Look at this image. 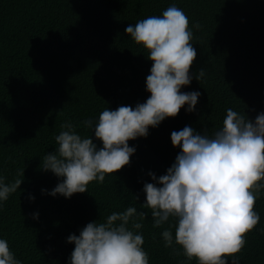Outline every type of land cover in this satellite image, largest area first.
Listing matches in <instances>:
<instances>
[{
  "label": "trees",
  "instance_id": "16d2710c",
  "mask_svg": "<svg viewBox=\"0 0 264 264\" xmlns=\"http://www.w3.org/2000/svg\"><path fill=\"white\" fill-rule=\"evenodd\" d=\"M173 4L193 32L192 80L180 91L201 94L195 111L185 104L175 117L149 127L146 137L129 140L136 149L130 163L103 183L92 181L70 198L50 195L63 178L41 166L58 147L62 124L71 122L99 148L102 142L82 122L98 120L105 108H135L151 95L146 77L153 62L125 29ZM228 108L252 120L264 112V0H0V177L22 180L0 202V239L21 264H70L75 245L69 235L135 207L147 213L136 218L143 227L135 231L143 234L149 264H197L175 242L165 247L161 233L170 228L174 237L176 220L154 228L143 187L156 183L149 172L166 174L181 151L172 145L173 131L190 126L212 136ZM254 210L260 221L236 254L239 264H264V189Z\"/></svg>",
  "mask_w": 264,
  "mask_h": 264
},
{
  "label": "clouds",
  "instance_id": "9594fccd",
  "mask_svg": "<svg viewBox=\"0 0 264 264\" xmlns=\"http://www.w3.org/2000/svg\"><path fill=\"white\" fill-rule=\"evenodd\" d=\"M194 27L201 26L197 22ZM125 32L148 51L147 58L153 62L146 77V90L151 95L135 108H105L98 120L82 122L94 130L102 147L98 148L91 136L77 134L71 122L61 125L65 130L55 137L58 147L45 155L41 166L63 178L49 193L52 196L70 198L87 191L92 181L103 183L106 174L130 163L136 149L129 146V140L146 137L149 127L175 117L185 104L186 111H195L201 94L180 91L191 83L189 72L197 56L184 11L173 4L160 16L130 24ZM204 75L201 68L196 78L200 81ZM171 142L181 149L175 162L159 177L149 172L156 183L145 182L143 187V206L151 209L153 227L175 218V236L170 228L161 236L165 247H173L174 242L181 246L189 261L195 258L197 264H227L232 257V264H239L236 254L245 246L247 233L260 221L254 206L264 189V112L252 120L228 108L222 127L212 136L185 126L171 133ZM21 183V179L5 183L0 177V202L8 200ZM146 215L128 207L113 212L106 222L87 223L79 235L67 237L75 245L70 264H149V254L142 247L143 234L135 231L143 227L136 218L143 220ZM37 217L38 213L33 214ZM0 264H21L5 239H0Z\"/></svg>",
  "mask_w": 264,
  "mask_h": 264
}]
</instances>
